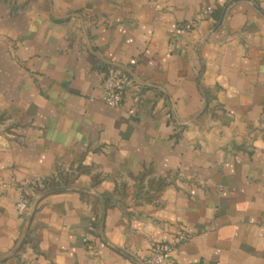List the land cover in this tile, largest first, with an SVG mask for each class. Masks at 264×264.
<instances>
[{"label":"crops","instance_id":"obj_1","mask_svg":"<svg viewBox=\"0 0 264 264\" xmlns=\"http://www.w3.org/2000/svg\"><path fill=\"white\" fill-rule=\"evenodd\" d=\"M110 67L138 101H103ZM182 231L166 264H264V0H0V264H145Z\"/></svg>","mask_w":264,"mask_h":264},{"label":"built area","instance_id":"obj_2","mask_svg":"<svg viewBox=\"0 0 264 264\" xmlns=\"http://www.w3.org/2000/svg\"><path fill=\"white\" fill-rule=\"evenodd\" d=\"M212 11V7L209 6L203 10V14L207 15ZM196 19L192 20L189 24L186 25V28L189 30L195 24ZM136 59L130 61L131 65L137 64ZM127 90H132L134 99L138 101L140 99V93L138 85L135 84V81L130 78V76L121 68L110 67L105 75L104 79V95L103 101L111 106L118 107L122 104L125 99ZM171 115L168 114V117ZM32 184H36V181H33ZM31 201L26 197H22L18 202V210L20 214L25 215L28 213L30 208ZM191 239V235L185 231L178 233L173 242H167L155 246L152 249L150 257L144 260L145 264H166L168 259L171 257L173 251L180 244H183ZM88 241V237L84 239Z\"/></svg>","mask_w":264,"mask_h":264},{"label":"water","instance_id":"obj_3","mask_svg":"<svg viewBox=\"0 0 264 264\" xmlns=\"http://www.w3.org/2000/svg\"><path fill=\"white\" fill-rule=\"evenodd\" d=\"M68 189H75V188H70V187L52 188V189H49V190H46V191L42 192L40 194V196H43V195H46V194H49V193H52V192H55V191L68 190ZM99 197L101 198V201H102V204H103V219H102V227H103L104 220H105V214H106V204H105V200L101 196H99ZM36 203H37V199H34V200L31 201L30 208H29L28 215H27L28 220L31 219V216L34 213V210H35V207H36ZM26 231H27V228L25 229L24 236L20 240V242H19V244H18V246H17L15 251H17L19 249V247L21 246V244L23 243L25 235H26ZM15 251L13 252V254L15 253Z\"/></svg>","mask_w":264,"mask_h":264},{"label":"trees","instance_id":"obj_4","mask_svg":"<svg viewBox=\"0 0 264 264\" xmlns=\"http://www.w3.org/2000/svg\"><path fill=\"white\" fill-rule=\"evenodd\" d=\"M145 177V175H142L140 178L143 179ZM164 185L163 181H158L157 182V191H159V189Z\"/></svg>","mask_w":264,"mask_h":264}]
</instances>
